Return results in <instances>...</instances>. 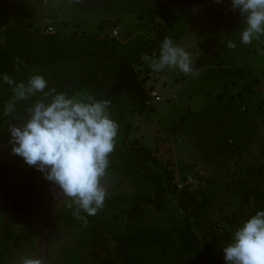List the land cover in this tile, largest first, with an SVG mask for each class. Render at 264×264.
Masks as SVG:
<instances>
[{"label":"rangeland","instance_id":"374dc122","mask_svg":"<svg viewBox=\"0 0 264 264\" xmlns=\"http://www.w3.org/2000/svg\"><path fill=\"white\" fill-rule=\"evenodd\" d=\"M231 0H0V41L15 25L69 39L74 34L110 35L120 41L137 35L152 37L155 23L189 53L193 72L184 74L167 66L159 72L150 63L135 70L134 94L156 97L149 110L138 113L133 93L119 82L91 85V61H65L47 67L27 66L11 75L16 83L41 75L52 82L44 92L19 100L10 115L12 87L0 81V264H21L22 258L43 257L44 264H101L90 259L89 242L101 239L116 264H124L116 237L145 229L158 230L159 240L132 247V264H223L218 245L207 238L196 221L192 230L201 242L193 252L183 251L179 231L184 214L175 197L166 212H148L130 222L117 217L131 197L152 193L163 175L152 165L141 174L122 168L116 155L132 141L170 161L178 187L187 188L203 205L202 211L218 221L241 204V178L264 166V35L241 43L245 27ZM110 29H102L103 22ZM113 32V34H114ZM153 38V37H152ZM231 41L234 48H228ZM155 60V59H154ZM156 61H158L156 59ZM56 93L89 102L107 101V113L118 124L115 149L109 156L101 184L107 189L104 207L88 215L58 187L33 176L34 166L12 154L9 125L21 126L36 102H50ZM130 133L124 139L126 127ZM165 186V185H163ZM17 198L16 201L13 199ZM71 205V207H69ZM211 247L207 256L204 242Z\"/></svg>","mask_w":264,"mask_h":264},{"label":"trees","instance_id":"16d2710c","mask_svg":"<svg viewBox=\"0 0 264 264\" xmlns=\"http://www.w3.org/2000/svg\"><path fill=\"white\" fill-rule=\"evenodd\" d=\"M100 27L110 29L111 22L105 21ZM154 27L153 38L140 34L124 42L118 37L89 33H77L66 39L58 34L31 30L19 25L12 26L5 31V40L0 41V81L4 74L9 76L18 74L27 66L47 67L71 60H96L87 82L91 85L100 84L104 80L121 83L133 93L132 106L138 107V113L146 112L149 110V100L152 97L151 94L143 95L142 98L141 95L134 94L135 70L151 62L143 58L145 55L159 60L162 42L166 36H170L160 22L157 21ZM45 80L52 85L50 80L47 78ZM53 90L50 88L49 93L52 94ZM129 133L130 128L127 125L125 140L128 139ZM116 157L122 168L134 173L141 174L152 165L159 167L163 172L161 176H154L156 182L161 185L158 189L152 193L133 195L129 206L120 211L117 217L133 222L148 212L164 213L168 208L169 198L175 197L184 214V227L179 231V239L186 253L193 252L201 246L199 238L192 230V221H196L207 238L218 245L222 262L226 264L223 247L232 242L236 228L257 211H264V166L254 168L248 177L241 178L243 188L241 204L227 217L216 221L202 211L203 205L187 188L176 185L175 172L170 161H162L150 149L140 146L136 141H132L127 148L120 149ZM40 174L42 173L34 169L32 175ZM16 200L14 197L13 201ZM89 219L91 216L88 215L87 220ZM158 233V230L145 229L130 236L116 237L124 264H132L134 259V255L130 254L132 247L141 246L149 239L159 240ZM204 248L210 257L211 247L207 240L204 242ZM89 256L96 263L116 264L109 247L98 238L90 240Z\"/></svg>","mask_w":264,"mask_h":264},{"label":"clouds","instance_id":"9594fccd","mask_svg":"<svg viewBox=\"0 0 264 264\" xmlns=\"http://www.w3.org/2000/svg\"><path fill=\"white\" fill-rule=\"evenodd\" d=\"M230 10L244 18L242 44H251L253 38L264 35V0H231ZM227 47L234 48L235 44L229 41ZM143 58L151 61L155 72L171 66L186 75L198 74L193 72L189 53L176 46L171 37L164 38L158 61L147 55ZM2 82L13 86L5 115L14 111L19 100H27L37 92L49 95L44 92L47 81L41 75L32 76L25 84L4 74ZM87 99L89 102L56 93L50 102L32 105L29 118L21 126L9 125L8 130L12 154L34 166L64 196L94 216L104 207L107 189L101 178L106 175L109 156L115 149L118 124L106 111L107 101H94L91 96ZM223 253L226 264H264V211H257L236 228ZM21 264H44V259L24 257Z\"/></svg>","mask_w":264,"mask_h":264},{"label":"built area","instance_id":"2783aa9c","mask_svg":"<svg viewBox=\"0 0 264 264\" xmlns=\"http://www.w3.org/2000/svg\"><path fill=\"white\" fill-rule=\"evenodd\" d=\"M113 32H114V31H113ZM112 35H113V37H116L115 35H117V34L114 32V34H112ZM156 95H157L156 92H152V94H151L152 97H156Z\"/></svg>","mask_w":264,"mask_h":264}]
</instances>
